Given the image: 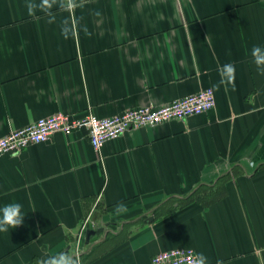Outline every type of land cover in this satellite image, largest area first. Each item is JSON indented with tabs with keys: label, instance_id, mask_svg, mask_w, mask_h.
Wrapping results in <instances>:
<instances>
[{
	"label": "crops",
	"instance_id": "1",
	"mask_svg": "<svg viewBox=\"0 0 264 264\" xmlns=\"http://www.w3.org/2000/svg\"><path fill=\"white\" fill-rule=\"evenodd\" d=\"M40 2L0 0V137L58 111L112 116L207 87L216 105L99 151L81 128L1 156L0 208L26 216L0 232V264L59 252L152 264L177 247L206 264H264V72L251 56L264 0H83L71 12L58 0L29 14ZM228 63L235 80L220 85Z\"/></svg>",
	"mask_w": 264,
	"mask_h": 264
},
{
	"label": "built area",
	"instance_id": "2",
	"mask_svg": "<svg viewBox=\"0 0 264 264\" xmlns=\"http://www.w3.org/2000/svg\"><path fill=\"white\" fill-rule=\"evenodd\" d=\"M214 94L213 88L207 87L161 106H139L105 117L90 112L77 116L58 111L20 128H13L0 137V157L19 154L33 143L46 142L58 132L71 133L81 128L88 130L92 146L99 151L107 141L121 136L126 130L156 126L207 112L216 105ZM195 251L192 247L162 251L152 257V264H192L198 255Z\"/></svg>",
	"mask_w": 264,
	"mask_h": 264
},
{
	"label": "clouds",
	"instance_id": "3",
	"mask_svg": "<svg viewBox=\"0 0 264 264\" xmlns=\"http://www.w3.org/2000/svg\"><path fill=\"white\" fill-rule=\"evenodd\" d=\"M58 3V0H41L40 4L28 3L27 8L29 14H32L34 9L39 7L42 11L51 14L49 10ZM83 0L77 3V0H59V7L71 12L78 6H82ZM76 30V21L74 19H68L63 22L62 33L67 36L70 33H74ZM251 56L253 63L258 70L264 72V48L260 46H254L251 50ZM236 69L231 63L223 65L219 69L220 85H230L235 80ZM117 212H125L126 207L123 204L116 206ZM26 214L22 211V205L19 203H10L0 208V232H8L9 229H16L24 224ZM38 264H81L80 258L76 254H70L68 252H59L55 254L47 255L41 259ZM192 264H206V257L203 254H198L192 261Z\"/></svg>",
	"mask_w": 264,
	"mask_h": 264
},
{
	"label": "water",
	"instance_id": "4",
	"mask_svg": "<svg viewBox=\"0 0 264 264\" xmlns=\"http://www.w3.org/2000/svg\"><path fill=\"white\" fill-rule=\"evenodd\" d=\"M93 233H94V231L91 230L90 234H93Z\"/></svg>",
	"mask_w": 264,
	"mask_h": 264
}]
</instances>
